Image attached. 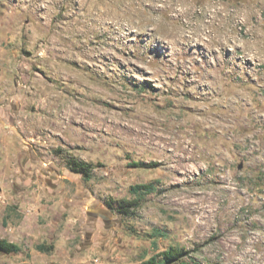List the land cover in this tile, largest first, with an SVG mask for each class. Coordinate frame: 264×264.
<instances>
[{
	"label": "rangeland",
	"instance_id": "374dc122",
	"mask_svg": "<svg viewBox=\"0 0 264 264\" xmlns=\"http://www.w3.org/2000/svg\"><path fill=\"white\" fill-rule=\"evenodd\" d=\"M0 238V264H264V0H0Z\"/></svg>",
	"mask_w": 264,
	"mask_h": 264
},
{
	"label": "trees",
	"instance_id": "16d2710c",
	"mask_svg": "<svg viewBox=\"0 0 264 264\" xmlns=\"http://www.w3.org/2000/svg\"><path fill=\"white\" fill-rule=\"evenodd\" d=\"M67 168L76 174H80L85 181H88L92 177L93 165L85 161L70 158L66 161ZM155 190L154 185L149 184H137L129 188V192L136 196L133 200H119L114 201L112 199L106 202L109 210L116 212L121 216H132L135 210L139 206V202L143 195L153 193ZM158 234L159 232L156 231ZM35 249L39 252L48 253L53 250V245L39 244L35 246ZM0 252L4 253H21V246L9 242L6 239L0 238ZM142 264H196L191 261L189 253L182 247L169 246L167 249L158 251L154 255L142 262Z\"/></svg>",
	"mask_w": 264,
	"mask_h": 264
}]
</instances>
